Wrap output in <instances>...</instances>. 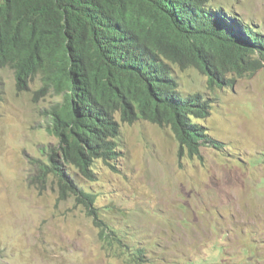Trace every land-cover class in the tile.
I'll list each match as a JSON object with an SVG mask.
<instances>
[{
  "label": "rangeland",
  "instance_id": "rangeland-1",
  "mask_svg": "<svg viewBox=\"0 0 264 264\" xmlns=\"http://www.w3.org/2000/svg\"><path fill=\"white\" fill-rule=\"evenodd\" d=\"M209 1L264 35V0ZM171 72L183 97L210 102L198 124L221 147L179 159L169 128L120 123L114 170L97 162L91 180L71 167L67 175L95 196L100 220L124 246L142 251V264H264V62L229 74L232 86L221 89L195 69ZM41 87L34 77L18 93L13 71L0 70V264H129L100 243L84 208L42 177L58 145L51 117L62 98H37Z\"/></svg>",
  "mask_w": 264,
  "mask_h": 264
},
{
  "label": "trees",
  "instance_id": "trees-1",
  "mask_svg": "<svg viewBox=\"0 0 264 264\" xmlns=\"http://www.w3.org/2000/svg\"><path fill=\"white\" fill-rule=\"evenodd\" d=\"M208 4L0 0V70L13 71L18 93L40 76L36 97L53 92L62 98L51 119L58 146L42 177L51 175L60 197L70 196L84 208L107 251L124 254L129 264H142V251L124 246L100 220L95 196L78 189L65 168L87 180L95 162L113 170L121 124L138 121L169 128L178 158L200 160V146L221 147L198 124L209 117L210 102L199 94L183 97L171 70L195 69L209 88H229L234 81L229 74L241 77L262 67L264 35Z\"/></svg>",
  "mask_w": 264,
  "mask_h": 264
},
{
  "label": "clouds",
  "instance_id": "clouds-1",
  "mask_svg": "<svg viewBox=\"0 0 264 264\" xmlns=\"http://www.w3.org/2000/svg\"><path fill=\"white\" fill-rule=\"evenodd\" d=\"M210 2V1H209ZM208 6L210 7V5L208 4ZM211 8V7H210ZM3 94V93H2ZM2 101V100H1ZM51 119H52V117H51ZM52 129H53V127H52ZM53 132V131H52ZM53 134V133H52ZM54 135V134H53ZM55 136V135H54ZM208 136V135H207ZM56 137V136H55ZM209 137V136H208ZM58 140V139H57ZM177 142V141H176ZM178 144V143H177ZM208 145H210V144H208ZM58 146V145H57ZM211 146V145H210ZM212 147V146H211ZM55 150V149H54ZM54 150H52V151H54ZM51 151V152H52ZM50 152V153H51ZM117 152H118V150H117ZM49 153V154H50ZM49 154H48V156H49ZM118 156H119V153H118ZM177 156H178V153H177ZM185 157V156H184ZM180 159V158H179ZM117 160V159H116ZM95 163H97V162H95ZM101 163V162H100ZM47 165H48V157H47ZM46 165V166H47ZM104 165V164H103ZM46 166H44V167H46ZM104 166H106V165H104ZM106 167H108V166H106ZM67 168V167H66ZM72 168V167H71ZM74 169V168H73ZM44 170V168L41 170V171H43ZM75 170V169H74ZM91 170H92V168H91ZM114 170V169H113ZM77 171V170H76ZM77 173H79L78 171H77ZM50 176V175H49ZM73 181V180H72ZM144 255V254H143Z\"/></svg>",
  "mask_w": 264,
  "mask_h": 264
}]
</instances>
